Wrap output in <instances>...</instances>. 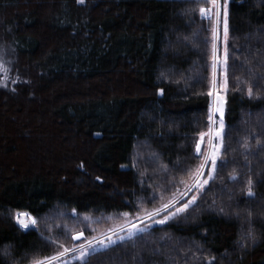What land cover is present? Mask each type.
Listing matches in <instances>:
<instances>
[{
    "label": "trees",
    "instance_id": "1",
    "mask_svg": "<svg viewBox=\"0 0 264 264\" xmlns=\"http://www.w3.org/2000/svg\"><path fill=\"white\" fill-rule=\"evenodd\" d=\"M209 3L0 0L2 33L28 70L0 92V261L33 264L59 251L45 239L56 214L135 213L185 190L200 163L193 137L210 126L213 21L198 11ZM228 29L227 166L188 213L87 264H264V0H230ZM3 97L22 103L6 109ZM16 212L35 228L23 229Z\"/></svg>",
    "mask_w": 264,
    "mask_h": 264
},
{
    "label": "snow or ice",
    "instance_id": "2",
    "mask_svg": "<svg viewBox=\"0 0 264 264\" xmlns=\"http://www.w3.org/2000/svg\"><path fill=\"white\" fill-rule=\"evenodd\" d=\"M78 2L84 3V0H78ZM210 4L211 10L204 7L198 9L199 13H201L204 18L209 21H212L213 19L215 20V23L211 28V79L207 85L209 91L206 93V95L211 97V109L207 117V122L210 126L206 132L201 131L193 137V140L195 141L194 153L201 162L194 169L189 170L190 175L192 176V183L186 184L184 192L179 193L178 195L174 194L168 202L161 203L159 207L151 210L142 209L143 216L138 213L135 217H130L128 213H124L123 215L126 219L123 224L114 225L99 237L95 235L91 238L85 237L83 243H74L71 247H64L63 245H59V242L53 237H45L49 243L58 245L62 250L55 252L50 257L36 259L33 261V264H67L65 257L69 253L73 254L74 260L80 261L81 264H87L88 259L93 254L109 250L114 246L123 244L125 241H134L139 234L149 232L150 228L157 223L164 225L169 221H174L177 217L188 213L190 208L195 207L197 204V196L204 192L209 181L214 182L216 180L217 161H220L221 167L227 166L228 161L223 156V152L226 150L224 141L225 125L223 119L226 98L220 94V90L222 88L227 90L229 73L228 0H223V3H221V0H210ZM205 42L207 43V40H205ZM221 42L223 46L222 56L219 53V45ZM220 73L223 74L222 84L219 83ZM163 78H165V74L162 72L158 79ZM205 78L207 79V77ZM236 82L241 83L242 81L237 78ZM163 93L164 90L159 89V94L163 95ZM246 94L249 98H261L258 93H254L252 87H247ZM217 116L218 119H216ZM254 138L256 137L254 136ZM242 144L245 152L251 150L248 138H244ZM202 145H205L207 151H202ZM257 146L260 149H264V142H261L257 138ZM229 178L235 181L238 179V176L233 173L230 174ZM181 183L184 182L181 181ZM245 191L249 198L255 197L253 181L251 178L246 182ZM189 192L195 194H193L190 199L185 200V196ZM153 198L155 199V197ZM219 211L224 212V209L220 208ZM13 215L23 229H29L30 226L37 225V219L28 212H16ZM86 219L90 218L86 217ZM93 231H95V229H93ZM247 235L253 240V242H255L256 238L252 235L250 230ZM83 236V232H78L72 235L71 238L73 240H80ZM243 246L244 244L241 243V247ZM3 255L10 256L7 247L3 250ZM214 260L215 258H211L208 264H214ZM0 264H6V262L0 261Z\"/></svg>",
    "mask_w": 264,
    "mask_h": 264
},
{
    "label": "rangeland",
    "instance_id": "3",
    "mask_svg": "<svg viewBox=\"0 0 264 264\" xmlns=\"http://www.w3.org/2000/svg\"><path fill=\"white\" fill-rule=\"evenodd\" d=\"M221 3H223V0H221ZM230 3V0H228V5ZM227 5V10H228ZM206 9L211 10V4L209 3L208 6L204 7ZM5 19V15L0 13V24L3 23ZM213 25L215 23V20L213 19ZM1 29V28H0ZM2 30H0V92H4L7 89L14 88L17 85L23 84V82L26 80V71L24 72V67L22 64L19 63L18 60H16V56L14 52L10 49L8 42H6V39L2 33ZM10 32V29H7V32ZM222 46V42L219 45V53ZM32 68H30V71ZM38 81V80H37ZM39 85V82H37ZM223 83V81H222ZM4 90V91H3ZM220 94L225 96L226 98V117L227 119L224 120V131H226V125L228 121L230 120V104L228 102V98L226 96V90L221 89ZM1 101H4L6 109H14L18 108V105H21L22 102H20V97H15V99H10L9 97H3ZM43 101V98L39 96L38 98H34L32 100V103H27V106L25 109V112H29L33 108H37L39 106V103ZM25 103V102H24ZM23 103V104H24ZM218 119V116L216 117ZM29 118L25 122L28 121ZM34 120V118L32 119ZM36 121L30 120V123L33 124ZM41 121L38 120V125L45 126L46 124L40 123ZM34 125V124H33ZM206 144V141H205ZM202 151H207V148L205 145H202ZM201 162V161H200ZM220 163V161H217V166ZM206 178V177H205ZM192 183V178L189 180L187 184ZM210 183V181H209ZM183 190L182 192H184ZM181 192V193H182ZM190 193H187L185 196L186 198H189ZM192 194V193H191ZM195 194V193H194ZM168 202L166 200L164 203ZM160 206V205H159ZM158 206V207H159ZM146 210H151L150 208H144ZM124 213H128L130 217H135L138 213L143 216V211L140 210L135 213H129V212H115V213H94V214H78L76 212L72 213H60L56 214L54 217L46 219V234L51 237H53L55 240L59 242V245H63L64 247H71L74 243L79 244L84 242V238H91L92 236L99 237L102 233H105L108 229L112 228L114 225L123 224L126 217H124ZM86 217L90 219H86ZM162 218V217H161ZM161 225V224H155ZM152 226V227H153ZM32 227V226H30ZM35 228V226H34ZM95 229V231H93ZM78 232H83L84 236L80 241H75L71 238L72 235ZM140 235V234H139ZM138 235V236H139ZM58 246V245H57ZM62 250L59 247V251ZM65 259L67 260V264L78 261L73 259V254L69 253Z\"/></svg>",
    "mask_w": 264,
    "mask_h": 264
},
{
    "label": "water",
    "instance_id": "4",
    "mask_svg": "<svg viewBox=\"0 0 264 264\" xmlns=\"http://www.w3.org/2000/svg\"><path fill=\"white\" fill-rule=\"evenodd\" d=\"M226 113H227V112H226V109H225V112H224V117H223V119H224V120H226V119H227V117H226ZM82 238H83V237H82ZM82 238H81V239H82ZM81 239H80V240H81ZM80 240H75V241H80Z\"/></svg>",
    "mask_w": 264,
    "mask_h": 264
},
{
    "label": "crops",
    "instance_id": "5",
    "mask_svg": "<svg viewBox=\"0 0 264 264\" xmlns=\"http://www.w3.org/2000/svg\"><path fill=\"white\" fill-rule=\"evenodd\" d=\"M29 228H34V226H32V227H29Z\"/></svg>",
    "mask_w": 264,
    "mask_h": 264
}]
</instances>
